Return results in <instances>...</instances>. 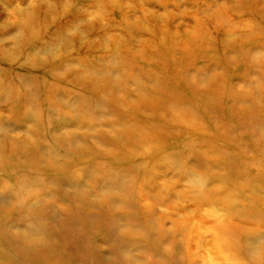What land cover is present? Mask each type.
I'll return each mask as SVG.
<instances>
[{"label": "rangeland", "instance_id": "1", "mask_svg": "<svg viewBox=\"0 0 264 264\" xmlns=\"http://www.w3.org/2000/svg\"><path fill=\"white\" fill-rule=\"evenodd\" d=\"M33 1L0 0V27L11 22L9 5L25 7ZM177 1L178 10L184 11V0ZM217 5L221 6L222 2ZM215 9L212 7L206 14H214ZM225 9L221 18L213 19L204 33L215 39V31L222 29L230 33L232 28H237L245 30V38L237 41L235 36L223 32L217 37L224 44L234 42L232 46L218 43L206 51L184 53L183 66H192L196 71L188 73L186 82L179 85L218 89L220 94L214 96L213 106L227 104V109L214 117L201 116V123L221 122L238 138L241 132L230 119L228 110L234 103L228 96L232 93L244 100L236 104V109H247L253 114L246 119L248 134H264V0H242ZM173 11L169 8L166 13ZM176 22L181 25V20ZM181 38L185 42L188 37L183 32ZM13 49L12 45L6 47L8 51ZM199 70H204V75H196ZM144 71L153 70L141 68V72ZM125 74L118 73L111 82L124 83ZM6 81L11 88L0 90V259L9 258L14 264H39L32 251L26 252L24 248L25 244L40 242L48 246L45 256L51 253V258L56 256L62 264H252L249 261L263 257L264 237L254 235L236 240L243 250L239 251V256L228 257L218 249L226 238H213V231L223 224V211L217 204L194 201L198 191L213 190L223 184L216 181L206 185V181L218 175V165L215 169L209 166L202 169L197 167L194 158L166 161L164 155L157 154L153 144L148 143L140 149L151 155L133 158L139 163L140 158L147 157L144 169L134 176L123 163H116L117 168L105 174L95 169L96 163L108 166L111 160L107 157L115 150L122 157H133L127 152L120 153L123 146L109 127L111 123L137 124L139 120L135 118L144 115L151 120L144 123L146 126L155 124L150 110L141 113L127 105L131 102L141 107L134 97L128 96V92L135 89L133 82L124 92H115L125 103L111 112V108L101 109L92 103L84 107L78 99L65 96L61 85L59 91L46 99L41 98V91L35 94L43 85L41 81L33 82L26 77L1 80L4 84ZM145 83L146 80L140 82ZM110 87L113 88V84ZM166 88L161 85V91ZM23 93L30 96L22 97ZM187 98L188 94L184 95L183 99ZM45 106L48 109H44ZM24 107L35 111L25 110L26 116L35 121L24 120L25 115L21 113ZM84 116L86 122L82 121ZM39 118L41 123L36 121ZM211 123L208 127L214 131ZM39 132L43 133L42 146L35 147L32 141H39L36 137ZM187 133H180L179 143L202 144L197 139L191 140ZM256 139L243 135V141L249 144ZM259 156L264 159V150ZM78 159L83 163H77ZM203 161L209 162L206 156ZM53 165H57L56 171L50 170ZM152 165L157 168L151 171ZM220 167L228 170L229 164ZM24 174L27 175L22 181L26 186L16 180ZM32 176L36 184L28 182ZM23 196L30 201L27 208L23 207ZM84 204L87 205L82 208ZM21 211L26 217L23 222L16 216ZM252 227L249 225L250 229ZM260 232L264 235V228ZM81 238H84L83 243Z\"/></svg>", "mask_w": 264, "mask_h": 264}, {"label": "bare ground", "instance_id": "2", "mask_svg": "<svg viewBox=\"0 0 264 264\" xmlns=\"http://www.w3.org/2000/svg\"><path fill=\"white\" fill-rule=\"evenodd\" d=\"M241 1L184 0V11L178 10L180 4L177 0H34L32 3H26L25 7L9 5L12 10L11 22L6 25L4 23L5 26L1 24L3 27H0V90L11 88L7 81L5 84L1 82L2 78L26 77L33 82L38 80L43 83L40 84V90L33 88L36 90L35 94L41 91V98L51 97L53 92L61 89V85L65 89V96L78 99L84 107L92 103L101 109L111 108V112H114L125 103V99L118 98L115 92H124L126 86L133 82L131 85L135 86V89L128 92V96L134 97L141 107H135L126 100L129 102L127 105L141 113L150 110L155 124L146 126L144 123L151 120L144 115L135 118L139 120L137 124L111 123L109 127L115 131L116 139H119L123 146L120 153L127 152L133 157H122L117 153L118 150H115L107 157L111 160L108 166L96 163L95 169L105 174L115 170L116 163H123L134 176L138 170L144 169L142 166L147 157L140 158L139 163L133 158L142 154L151 155L149 151L140 149L148 143L153 144L156 153L163 154L166 161L194 158L197 167L202 169L208 166L215 169L218 165V175L206 181V185H213L216 181L223 184L213 190L198 191L194 201L198 204L210 202L219 205L218 208L223 211L225 219L223 224L213 231V238H226L217 248L226 252L228 257L239 256V251L243 250L239 241L236 242L237 239L251 238L253 235L257 238L264 237L260 232V229L264 228V159L258 157L260 151L264 150V134H248L246 119L252 113L247 109L237 110L236 104L244 100L242 96L235 97L232 93L228 94L229 99L236 103H232L231 108L228 106V110L230 119L241 132L238 136L240 141L234 138L221 122L215 125L210 122L215 127L212 131L208 127L211 126L208 125L210 123H201L200 119L201 116L207 115L214 117L221 110L227 109V104L221 107L213 106L214 96L220 94L218 89L204 90L195 84H187L186 87L179 84L186 82L188 73L196 71L192 66H183L184 53L206 51L218 43L222 46H232L234 42L224 44L222 39L217 37L225 32L222 29L215 31V39L204 32L213 19L221 18L225 7ZM219 2H222L221 6L217 5ZM212 7L216 8L214 14H206ZM169 8L174 11L167 15ZM88 10L92 13H86ZM177 19L181 20V25L176 22ZM192 25H195L194 29ZM181 32L188 37L187 41H183ZM227 33L229 32H225ZM244 33L245 30L232 28L229 34L235 36V40L241 41L245 38ZM11 45L14 49L6 50V47ZM144 67L152 68L153 71L141 72ZM120 72L126 73L124 83L111 82L114 76L121 74ZM204 73V70H199L196 75L202 76ZM141 80H146V83L140 84ZM111 84L113 88L110 87ZM161 85L168 88L161 91ZM30 94L23 93L22 97L27 98ZM186 94L188 98L183 99ZM16 97L19 98V95ZM37 105L39 104H36L39 108ZM25 108L27 107H24L21 113L25 115L24 120L28 121V118L32 117L26 116L28 112L25 110L28 109ZM92 108L94 109V106ZM31 111L34 110L29 112ZM36 121L40 122V118ZM82 121L86 122L85 116ZM185 131L191 140L197 139L202 144L179 143L180 133ZM42 134L39 132L36 135L38 142L32 141L35 147L42 146ZM243 135L257 139L254 144H249L243 141ZM84 137L87 138L85 135ZM27 152L31 153L30 150ZM205 156L209 162L203 161ZM78 160L77 163H83L82 159ZM226 163L229 164L228 170L220 167ZM152 167L151 171L157 168L155 165ZM55 168L57 165L50 166L51 171H56ZM25 175L27 174L20 175L16 180L26 186V182L22 181ZM28 182L37 183L34 177ZM24 196L22 201L25 208L30 205V201ZM23 213H16L22 222L26 218ZM249 225L253 226L252 229ZM83 239L81 238L82 243ZM47 247L42 242L28 243L25 244L24 251L31 250L39 264H62L56 256L51 258V253L45 256ZM249 262L264 264V255ZM0 264L14 262L6 258L0 259Z\"/></svg>", "mask_w": 264, "mask_h": 264}]
</instances>
